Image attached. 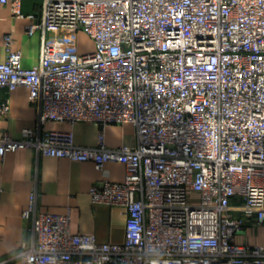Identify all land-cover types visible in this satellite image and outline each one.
<instances>
[{
	"label": "built area",
	"instance_id": "2783aa9c",
	"mask_svg": "<svg viewBox=\"0 0 264 264\" xmlns=\"http://www.w3.org/2000/svg\"><path fill=\"white\" fill-rule=\"evenodd\" d=\"M27 32H85L95 49L58 64L26 66L20 51L0 62V87L30 90L38 126L0 136V156L31 148L37 158L93 162L95 205L127 210L122 243L74 233L71 212L39 207L36 180L23 218L22 264H264V244L239 242L249 220L264 222V0H42ZM11 34L0 32V45ZM46 49V44H45ZM8 100L0 114L9 112ZM49 121L100 126L95 145ZM135 126L111 147L106 127ZM126 167L123 181L106 165ZM238 214V215H236Z\"/></svg>",
	"mask_w": 264,
	"mask_h": 264
},
{
	"label": "crops",
	"instance_id": "0c3cea01",
	"mask_svg": "<svg viewBox=\"0 0 264 264\" xmlns=\"http://www.w3.org/2000/svg\"><path fill=\"white\" fill-rule=\"evenodd\" d=\"M42 0H23L25 14L43 12ZM29 19L17 17L10 4L0 12V32L11 34L14 43L8 47L0 45V62L7 60L10 50L20 51L26 66L39 64L45 55L49 63H62L70 53L79 54L95 49L94 40L81 31L65 34L57 27L38 29L34 34L27 32ZM46 44V49H45ZM8 100L9 112L0 114V136L8 133L19 138L24 128L38 126L39 106L30 100V90L20 86L14 91L0 87V102ZM46 129L67 130L75 133V141L81 145H95L100 126L93 122L49 121ZM131 123L106 127V142L111 147L129 144L135 135ZM107 177L113 181H123L126 167L120 162L106 165ZM103 177L93 162L74 161L56 156L37 158L31 148L9 151L0 156V264H22L24 240L32 236L31 220L23 218L28 207L35 181L41 190L39 207L52 213L71 212V228L74 233L94 234L100 242L122 243L126 238L128 214L121 206L95 205L91 198V187ZM238 215V214H236ZM239 242L264 244V222L257 224L249 220L237 234Z\"/></svg>",
	"mask_w": 264,
	"mask_h": 264
}]
</instances>
